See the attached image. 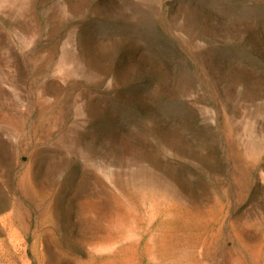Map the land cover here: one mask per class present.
I'll use <instances>...</instances> for the list:
<instances>
[{"label":"rangeland","instance_id":"obj_1","mask_svg":"<svg viewBox=\"0 0 264 264\" xmlns=\"http://www.w3.org/2000/svg\"><path fill=\"white\" fill-rule=\"evenodd\" d=\"M0 264H264V0H0Z\"/></svg>","mask_w":264,"mask_h":264}]
</instances>
